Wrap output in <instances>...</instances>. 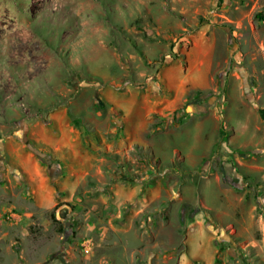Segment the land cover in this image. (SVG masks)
<instances>
[{"label":"rangeland","instance_id":"obj_1","mask_svg":"<svg viewBox=\"0 0 264 264\" xmlns=\"http://www.w3.org/2000/svg\"><path fill=\"white\" fill-rule=\"evenodd\" d=\"M259 13L0 0V264H264Z\"/></svg>","mask_w":264,"mask_h":264},{"label":"trees","instance_id":"obj_2","mask_svg":"<svg viewBox=\"0 0 264 264\" xmlns=\"http://www.w3.org/2000/svg\"><path fill=\"white\" fill-rule=\"evenodd\" d=\"M255 19L259 20V21H264V13H259L257 15H255ZM261 117L264 120V111H260ZM227 140V134L225 133V131L223 130V128L220 129V142H226Z\"/></svg>","mask_w":264,"mask_h":264}]
</instances>
